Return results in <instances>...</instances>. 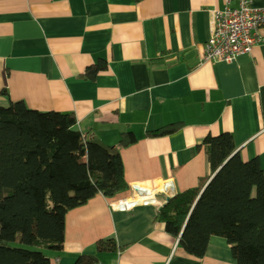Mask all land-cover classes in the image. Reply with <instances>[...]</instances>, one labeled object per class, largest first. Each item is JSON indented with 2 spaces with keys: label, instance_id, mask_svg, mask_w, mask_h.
I'll return each instance as SVG.
<instances>
[{
  "label": "crops",
  "instance_id": "obj_1",
  "mask_svg": "<svg viewBox=\"0 0 264 264\" xmlns=\"http://www.w3.org/2000/svg\"><path fill=\"white\" fill-rule=\"evenodd\" d=\"M256 8L264 0H252ZM222 0H0V104L73 113L89 138L119 148L129 193L96 195L64 217L60 252L49 264H236L225 239L212 236L203 257L186 254L156 219L168 196L196 188L209 165L202 140L232 135L242 160L257 158L264 173V27L248 54L204 60L210 12ZM104 62L93 80L86 70ZM5 91L6 96H1ZM179 124L173 134L146 133ZM131 183L153 200L121 211ZM115 250L98 252L100 240Z\"/></svg>",
  "mask_w": 264,
  "mask_h": 264
},
{
  "label": "trees",
  "instance_id": "obj_2",
  "mask_svg": "<svg viewBox=\"0 0 264 264\" xmlns=\"http://www.w3.org/2000/svg\"><path fill=\"white\" fill-rule=\"evenodd\" d=\"M105 68L99 62L84 77L93 80ZM180 127L166 125L146 136H167ZM135 141L127 132L118 147L107 146L80 132L73 113L30 110L21 101L0 104V264H49L46 251L63 248L69 210L96 195L110 201L127 196L119 148ZM201 147L210 175L170 197L156 219L192 257H203L216 236L226 240L236 264H264V173L258 159L242 160L229 133L208 135ZM115 247L113 239L95 245L98 252ZM74 264L93 262L82 255Z\"/></svg>",
  "mask_w": 264,
  "mask_h": 264
},
{
  "label": "built area",
  "instance_id": "obj_3",
  "mask_svg": "<svg viewBox=\"0 0 264 264\" xmlns=\"http://www.w3.org/2000/svg\"><path fill=\"white\" fill-rule=\"evenodd\" d=\"M223 8L210 12L209 37L204 45V60L229 62L238 55L248 54L261 40L264 27V7L256 8L252 0H222ZM130 197L110 206L121 211L153 200L151 191L140 183H131Z\"/></svg>",
  "mask_w": 264,
  "mask_h": 264
},
{
  "label": "water",
  "instance_id": "obj_4",
  "mask_svg": "<svg viewBox=\"0 0 264 264\" xmlns=\"http://www.w3.org/2000/svg\"><path fill=\"white\" fill-rule=\"evenodd\" d=\"M172 196H173V195H172ZM172 196H168V197L165 199V203H166V202L169 200V198L172 197ZM165 203H164V204H165ZM164 204H163L159 209H161V208L164 206Z\"/></svg>",
  "mask_w": 264,
  "mask_h": 264
},
{
  "label": "rangeland",
  "instance_id": "obj_5",
  "mask_svg": "<svg viewBox=\"0 0 264 264\" xmlns=\"http://www.w3.org/2000/svg\"><path fill=\"white\" fill-rule=\"evenodd\" d=\"M2 106V105H1ZM12 246H18L16 243L12 244Z\"/></svg>",
  "mask_w": 264,
  "mask_h": 264
}]
</instances>
